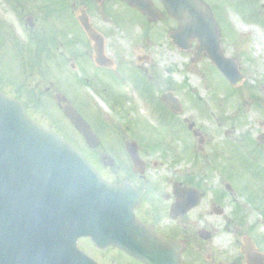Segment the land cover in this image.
Wrapping results in <instances>:
<instances>
[{"label":"rangeland","instance_id":"obj_1","mask_svg":"<svg viewBox=\"0 0 264 264\" xmlns=\"http://www.w3.org/2000/svg\"><path fill=\"white\" fill-rule=\"evenodd\" d=\"M198 1L214 12L223 50L227 57L235 59L245 76L239 89L232 88L209 59L192 63L196 44L190 53L172 44L168 33L176 28V23L160 4L156 8L163 12V17L150 22L118 0H104L102 5L92 0H0V88L9 93L26 88L33 98L32 89L41 79H45V84L39 89L38 97L50 82H55V93L61 92L74 101L94 129L102 131L106 138L103 147L95 154L90 152L58 108L55 97L35 96L32 101L37 107L35 114L47 127L63 132L75 143L79 141V149L93 160L98 154L122 159L118 155L123 152L120 144L115 141L108 145L114 137L122 136L121 124L136 131L144 143L150 136L152 143H157L154 149L141 148L143 158L150 157L159 163L150 174L166 176L172 168L199 176L209 174V179L193 180L209 192L224 191L225 185L230 184L235 193L233 198L239 204L253 202L252 209L247 204L242 209L243 219L251 228V235L264 243V151L248 138L256 139L264 132L258 125L264 122V0ZM82 10L105 38L106 54L116 64H122L124 85L117 82L119 79L114 74L97 72L90 63L95 53L78 22ZM30 15L34 27L27 22ZM33 37L34 44L29 41ZM84 63L89 71L87 74L84 69L81 78V71L73 70L72 65ZM84 79L99 83L85 86ZM143 89L149 99L139 94ZM167 92L181 101L183 113L177 119L195 123L197 129L208 135L209 148L225 153L221 161L200 159L198 154L195 160L189 149L181 150L179 157L170 158L167 120L172 127L176 126L171 130L179 147L193 144L196 149L198 144L194 146L188 132L168 115L161 102L162 94ZM122 116L135 119L138 124L123 123ZM143 128L157 134L140 131ZM225 132L233 137V142L226 139ZM208 163L215 168L229 163L228 173L233 179L223 177L225 171L220 169L211 171ZM189 264L198 262L190 260Z\"/></svg>","mask_w":264,"mask_h":264},{"label":"water","instance_id":"obj_2","mask_svg":"<svg viewBox=\"0 0 264 264\" xmlns=\"http://www.w3.org/2000/svg\"><path fill=\"white\" fill-rule=\"evenodd\" d=\"M123 1L151 20L161 17L153 0ZM159 1L178 23L179 30L170 34L173 43L190 50L196 41L193 63L207 56L234 87H240L243 76L235 61L225 57L218 23L209 8L197 0ZM80 20L96 43L97 63L110 66L103 38L85 15ZM164 101L173 111L180 109L171 94ZM65 114L91 148L100 146L76 109L67 107ZM127 150L142 172L137 146L127 144ZM175 192L172 216L198 205V191L176 186ZM188 195L193 200L184 205ZM138 205L139 195L131 185L104 181L64 138L36 123L21 102L0 92V264H97L78 249L83 237H92L100 246L121 248L146 264H181V245L141 225L134 215ZM243 253L248 264H264L251 240H245Z\"/></svg>","mask_w":264,"mask_h":264},{"label":"flooded vegetation","instance_id":"obj_3","mask_svg":"<svg viewBox=\"0 0 264 264\" xmlns=\"http://www.w3.org/2000/svg\"><path fill=\"white\" fill-rule=\"evenodd\" d=\"M43 11V16L46 18L45 8ZM28 17L32 16L30 15ZM31 25L34 27V20L31 21ZM29 41L34 44L36 38L33 37L32 40ZM32 47L34 46L32 45ZM83 58L87 59V57L85 56H83ZM87 63L88 62L86 61V64ZM90 63L94 66L96 70H98L97 72L103 71L109 74H114L115 77L119 79V81L117 82H119L120 84L123 83L122 85H124L122 79L123 74L121 73L122 64L119 65L115 63L114 68H100L95 64L94 57L90 60ZM117 65H119V68ZM76 68L77 71H81V78L84 69L85 72L88 74L89 69L88 66L85 65V63L83 65H72L73 70H75ZM137 68L139 69V72L142 75L145 74L140 71L143 70L142 68ZM83 81L85 83L84 85L91 84L92 82L99 83L95 79H84ZM44 84L45 79H41L40 83L32 89L33 98H30L28 93H26V88H20L19 91L13 93H9L6 90H3L2 88L0 89H2L9 96L21 100L24 103L28 113L33 118L38 120V122H40V120L35 114L37 107L35 104H32V101L35 96L38 97L39 89ZM55 88V82H50V86L48 88H45V91L42 93V96L38 98L40 99L45 97H55L57 99V106L63 112V114L65 108L68 105L75 107L79 111L74 101H70L61 92L55 93ZM142 91L143 92L139 94L142 95L144 99H149L148 93H146L144 89ZM161 102L163 103L162 97ZM181 113H183V110L181 112H178V114H175L174 112L168 109V115L172 118L173 121L177 122L179 128L188 132V134L193 138L194 146L195 144H198V148L193 149V144H185L182 145V147H179L177 145L178 143L176 141V138L173 136L172 133V130L175 129L176 126L173 125L172 127L170 122L167 120V125L165 129H168V154L170 158L174 159L176 157H179L181 150L184 151L185 149H189V152H191L195 160H197L196 154H198L200 159L207 158V161H210L212 158L213 160L216 159L218 161H221L223 156H225V153H222V151L215 152L214 149L209 148L211 146L210 137H208V135L197 129L195 123H189V121L187 120H178L177 115H180ZM80 114L84 117L81 112ZM84 118L85 120H87L86 117ZM122 120L123 123L126 124L133 122L137 123L135 119H130L126 116H122ZM87 122L90 124L93 131L101 140V146L95 150L90 149L84 137L80 135L70 123L69 124L71 128H73L80 136V140L82 141V143H84L88 147L92 154H95L99 149L103 147L104 140L106 138L104 137L102 131L97 128L94 129V127L88 120ZM103 122H105V120H103ZM122 125L123 124L119 125V129L121 130L122 136L114 137L113 141L111 143H108V145H111L114 144L116 141L120 144L123 152L121 154L118 153V155L122 159L117 160L116 158L110 157L109 155L98 154L95 155V160H93V157L90 158L87 154L85 155L87 156L88 160L101 172L103 178L106 181L117 185L129 183L137 190L140 197L139 205L135 210L137 220H139V222L147 228L153 230L159 236L165 237L166 239L179 243L182 248L180 253L181 264H189L190 260L196 261L198 262V264H247L245 255L243 254V247L245 246V240L249 239L254 242L257 250L262 255H264V243L257 241V239H255L251 235V228L247 226L242 215V209H244L246 204L252 209L253 202L251 203V201H248L246 202V204H239L237 199L233 198L235 196V193L233 188L229 184L225 185L224 191L215 190L209 192L198 184L193 183V180L203 181L202 179H209V174H207L206 176L205 174L199 176L198 173L194 174L190 173L189 171L182 172L177 171L173 168L171 169V172L166 176L158 175L153 172L152 174H150L153 169L158 168L159 163L157 161H153V159L150 157L143 158L141 154V148L143 147L147 150H152L154 149V145L157 143H152L150 136L147 138L145 135H143V133L142 135L146 137L147 140H149L151 143L147 140L145 143L142 142L140 137L137 136L136 131L130 128L126 129ZM258 125L262 129H264V122H259ZM140 131L145 132L149 135L150 133H152L153 135L157 134L151 131L148 132L145 128ZM60 133L66 139H68L72 145L79 149L77 144L79 143V141L75 143L68 136L64 135V133ZM263 134L264 132L258 134L256 139H254V136L248 137L249 140H251L254 145L257 146V148L261 151H264V146H261L264 143V140L262 139ZM225 137L226 139H229L233 142V137H230L228 132H225ZM127 143L136 144L139 148V155L144 163L141 169L142 173L137 172V170L135 169V166L127 151ZM208 149H210V152L208 151ZM194 150H196L197 153H195ZM182 155L184 156V152ZM180 161H182V159H178V162ZM219 163L220 162H218V164ZM208 164L209 169L211 171L220 169L221 171H225L223 177H227V180H229V178L233 179V177L228 173L230 171L229 169H231L229 163H226L224 166L220 165L216 168L215 165H213V167L211 163ZM176 186H180L181 188L185 189H197L200 192L201 199L196 207L191 208L187 211H183L182 209L174 217L172 216V209L177 204V198L175 196ZM192 200L193 199L188 195L184 196L182 202L184 205H188L192 202ZM79 246L90 257L94 258L99 264H144L117 247L107 246L105 248H99L98 246H96V244L91 238L81 239L79 241ZM159 251L168 252V250L163 249H159Z\"/></svg>","mask_w":264,"mask_h":264}]
</instances>
